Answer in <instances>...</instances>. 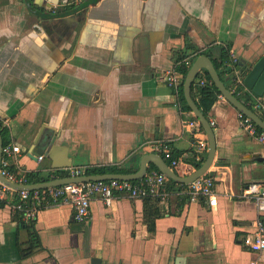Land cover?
Returning a JSON list of instances; mask_svg holds the SVG:
<instances>
[{
  "label": "crops",
  "instance_id": "1",
  "mask_svg": "<svg viewBox=\"0 0 264 264\" xmlns=\"http://www.w3.org/2000/svg\"><path fill=\"white\" fill-rule=\"evenodd\" d=\"M228 42L236 61L264 54V0H0L2 140L20 148L9 168L24 179L32 172L45 180L68 176L73 167L132 173L143 155L155 153L150 143L161 139L179 158L175 167L164 158L169 167L191 173L197 167L189 164L206 157L207 149L195 156L206 134L201 125L203 134L195 133L190 122L198 119L181 107L166 71L176 65L183 82L180 66L188 69L196 49L217 57ZM178 55L185 56L176 63ZM205 117L214 121L215 155L206 173L216 208L173 192L165 202L121 197L107 206L95 198L87 222L79 224L70 204L51 203L31 219L42 247L21 257L27 232L3 201L0 264L264 261V251H249L242 241L259 215L242 192L250 182L264 184V143L241 127L223 96ZM39 133L53 140L49 153H35ZM155 168L147 163V171Z\"/></svg>",
  "mask_w": 264,
  "mask_h": 264
},
{
  "label": "built area",
  "instance_id": "2",
  "mask_svg": "<svg viewBox=\"0 0 264 264\" xmlns=\"http://www.w3.org/2000/svg\"><path fill=\"white\" fill-rule=\"evenodd\" d=\"M232 60L235 62L236 58L231 54ZM184 63L190 64L189 60ZM178 65V64H177ZM189 66V65H188ZM166 81L169 86L176 91L182 84L179 72L176 65L166 71ZM206 79L201 78L200 84L205 83ZM240 90H237V87ZM237 90V91H236ZM247 88L243 85L242 79L239 75L231 85V92L236 91L237 95L244 93ZM220 96H222L220 94ZM254 108L264 113V104L258 103ZM257 113V112H256ZM237 116L241 127L250 135H253L259 142L264 143V131L258 130V126L252 119L246 116L241 111L237 110ZM190 124L194 127L197 135L203 134L200 129L198 120L191 121ZM210 125H214V121H210ZM153 152L160 154L163 158L169 160L170 167H175L179 163V158L173 155L170 144L164 140L156 139L151 143ZM18 145L6 144L2 147V157L0 159V174L7 180L16 183H26L23 176L18 177L16 173L9 168V157L12 153L19 151ZM207 149L206 137L200 138L197 145L196 159H201V152ZM42 155H38L39 160ZM83 167H73L69 169L68 176L85 175ZM168 177L161 171L152 169L146 171L138 180H123V179H101V180H87L81 182H68L59 185H52L37 189H16L0 181V204L4 201L8 203L12 211L21 212L22 218L27 221L33 219L37 211L42 207L51 203H68L72 206L74 211V219L78 223H86L90 213L91 201L95 198L100 199L105 205H110L115 199L121 197L140 198L148 196H156L160 202L167 201L170 196L169 190L166 188ZM213 178L211 175L204 173L195 178L186 186L182 187V192H185L189 201L205 200L210 208H216L217 199L213 189ZM242 196L251 198L259 213L254 222V230L247 231L243 236V244L249 251L257 252L258 254L264 251V184L260 182H250L243 189ZM248 264H264V261L259 257L251 259Z\"/></svg>",
  "mask_w": 264,
  "mask_h": 264
},
{
  "label": "water",
  "instance_id": "3",
  "mask_svg": "<svg viewBox=\"0 0 264 264\" xmlns=\"http://www.w3.org/2000/svg\"><path fill=\"white\" fill-rule=\"evenodd\" d=\"M239 63L245 66V72L243 75V82L246 87L256 96H262L264 94V54L258 56L256 59L247 60L246 57H241L239 59ZM206 70L219 90L220 94L231 103L237 110L244 113L246 116L250 117L252 121L264 131V119L261 116L247 107L235 94H233L221 80L219 74L217 73L214 64L211 58L205 54H200L195 57L191 65L186 70V73L182 82V90L183 95L186 100V103L193 111V114L198 119L200 125L202 126L207 140V152L204 161L198 166L194 171L187 175H178L172 168L169 167L168 163L165 159L156 153H147L143 155L140 160L139 169L132 173H114V172H105V173H90L79 176H62L57 177L50 180L39 181L35 183H16L7 180L4 176L0 174V181L9 185L12 188L16 189H37L43 188L52 185H59L62 183L68 182H81L87 180H101V179H123V180H136L143 177L144 173L147 171V163L152 162L159 171L163 172L169 179H172L179 183H189L195 178L203 175L210 168L214 155H215V134L213 130V126L210 125L209 120L203 115L200 109L197 107L195 101L191 96V84L196 79L198 74L202 71ZM234 73H237V70H234ZM40 135V133H39ZM37 135L36 142L37 147L35 149V153L47 152L49 153L52 148V142L48 137H44V135ZM2 147L3 140L0 131V159L2 157ZM177 260H182L183 257L177 256ZM92 262L95 263L96 259H92Z\"/></svg>",
  "mask_w": 264,
  "mask_h": 264
},
{
  "label": "trees",
  "instance_id": "4",
  "mask_svg": "<svg viewBox=\"0 0 264 264\" xmlns=\"http://www.w3.org/2000/svg\"><path fill=\"white\" fill-rule=\"evenodd\" d=\"M30 1V0H28ZM231 42L228 43H224L221 44L219 46V54L217 55V57H211V60L214 64V67L217 71V73L219 74L221 80L224 82L225 86L231 90V85L233 84L236 75H239L242 80H243V75L245 72V66L241 65L239 63V61H233L232 57H231V53H230V48H231ZM197 53V55L200 54H205V55H209L210 53L208 50H200V49H196L195 51ZM185 55H178L176 57V63L182 61V59L184 58ZM180 70L184 73H186L187 67L182 63V65L180 66ZM234 70H237V73H234ZM201 77H204L206 79L205 83L200 84L199 83V79ZM228 80H230V83H228ZM237 90H240V87H237ZM236 90V91H237ZM236 91H234L235 95L242 100V102L249 107L250 109H252L253 111L257 112L261 118L264 119V113H260L258 112L255 108L254 105L256 104V102L260 103L262 102L261 100V96H256L254 95L250 90H245L244 93L237 95ZM220 95L219 90L217 89V87L215 86V84L213 83V81L211 80L208 72L206 70H202V73H199L198 76L196 77V79L192 82L191 84V96L193 98V100L195 101L197 107L200 109V111L203 113L204 116H207L209 111L211 110L212 106L214 105V103L216 102L218 96ZM178 98L179 101L181 103V107L183 109L186 110H190V107L188 106V104L186 103V100L184 98L183 95V90H182V86L179 87V93H178ZM258 130H260V128L258 127ZM0 131H1V135H4V128L1 127L0 125ZM6 144H8V141L4 138L3 140V146H5ZM198 167L200 165L199 162L194 161L192 164H189V167ZM157 170V168H155ZM126 170L124 169H120L118 167L115 166H108V167H88L86 169L87 173H105V172H125ZM54 173L62 176L66 174V171L63 169H57L54 170ZM35 176H37L36 173H27L25 174V180L27 183H33L35 181L38 180H45L48 178L47 177H38L36 178ZM36 178V179H35ZM186 186V184H182V183H178L172 179H169L166 183V188L167 190H169V192H173V194H175L178 198H180L181 200H185L186 199V193L182 192V187ZM188 198V197H187ZM143 200L148 201H155V202H159L158 197L156 196H148V197H144ZM155 214V213H154ZM158 213L156 212V215ZM155 217V215H154ZM148 220L149 222V226H151V229L153 227V218ZM15 219L17 220V222L23 226L27 232V239L24 242V247H20L21 250V257H26L28 255H30L33 251H35L36 249L42 247L41 245V241H40V237L38 234V231L36 230L35 226H34V221L33 220H27L25 221L22 218V213L19 211L17 212V214L15 215ZM264 221V218L262 219ZM79 224H83V223H79ZM22 246V245H20Z\"/></svg>",
  "mask_w": 264,
  "mask_h": 264
},
{
  "label": "flooded vegetation",
  "instance_id": "5",
  "mask_svg": "<svg viewBox=\"0 0 264 264\" xmlns=\"http://www.w3.org/2000/svg\"><path fill=\"white\" fill-rule=\"evenodd\" d=\"M27 2L30 3V1H28V0H27ZM30 6H31V4H30ZM52 12H53V13H56L57 10H53ZM53 13H52V14H53Z\"/></svg>",
  "mask_w": 264,
  "mask_h": 264
},
{
  "label": "rangeland",
  "instance_id": "6",
  "mask_svg": "<svg viewBox=\"0 0 264 264\" xmlns=\"http://www.w3.org/2000/svg\"><path fill=\"white\" fill-rule=\"evenodd\" d=\"M229 81V80H228Z\"/></svg>",
  "mask_w": 264,
  "mask_h": 264
}]
</instances>
